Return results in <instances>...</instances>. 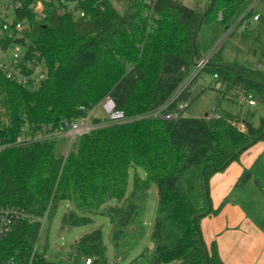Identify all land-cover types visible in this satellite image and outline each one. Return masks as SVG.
Segmentation results:
<instances>
[{
  "label": "trees",
  "instance_id": "obj_1",
  "mask_svg": "<svg viewBox=\"0 0 264 264\" xmlns=\"http://www.w3.org/2000/svg\"><path fill=\"white\" fill-rule=\"evenodd\" d=\"M74 1L85 16L60 11L64 6L56 2L62 0L44 1L43 17L30 8L32 0L16 10L18 19L30 23L28 56L37 53L44 59L47 76L31 87L7 78L0 68V137L10 143L0 150V205L25 212L0 238V264L11 258L19 264H86L88 258L89 264H107L100 228L76 239L66 261L37 250L40 219L47 212L51 220L62 202L67 203L62 229L91 223L89 214L105 215L115 256L125 257L145 233L152 183L159 191L154 245L152 253L143 251L138 259L145 258L146 264H226L217 243L201 237L202 217L227 203L224 198L213 206L210 179L264 139V115L258 125L250 110L243 116L181 113L177 119L109 123L76 137L65 154L58 151L59 139L18 138L43 126L56 129L66 118L80 119L106 96L129 117L161 106L200 58V24L216 20L228 30L244 0H201L195 7L183 0H157L151 18L145 15V0ZM254 12L251 8L240 22ZM260 49L255 65L236 61L234 66L219 51L212 55L208 65L220 84L219 99L251 96L256 105L264 104V41ZM189 93L190 87L182 97L188 100ZM92 117L102 121V116ZM131 168L134 182L128 193ZM251 177L245 168L239 183Z\"/></svg>",
  "mask_w": 264,
  "mask_h": 264
},
{
  "label": "rangeland",
  "instance_id": "obj_2",
  "mask_svg": "<svg viewBox=\"0 0 264 264\" xmlns=\"http://www.w3.org/2000/svg\"><path fill=\"white\" fill-rule=\"evenodd\" d=\"M199 2H201V0H185V3L191 7H195ZM13 3L14 0H0V9L13 15ZM251 8H255L254 14L243 22H240V19ZM256 14L260 16L259 20H255L254 16ZM230 28V34L228 37H225L229 29H224V26L216 20H206L201 25L198 32L200 58L195 63L196 68L199 61L210 53L214 55L218 51L225 62L231 65L238 66V64L235 63L236 61L242 64L255 65L260 58V46L264 41V0H244ZM258 35H260V39L256 41L255 38ZM195 66H193V68H195ZM198 68L201 71L190 87L188 97L189 105L185 110V115L190 117H204L215 111L223 116H243L246 111L250 110L255 114L253 117L255 124H259L260 117L264 115V104L257 103V105H248L245 101L231 99L229 97L219 99L218 96L220 92L218 88L220 84L216 78H214L210 65L207 64ZM91 113L92 116H104V112L100 105L95 106ZM262 144H264V139L259 140V142L252 147L258 149ZM71 146L72 142L69 138L63 137L58 141V151L60 153H67ZM257 158H259L257 163L252 169H249L252 175L253 173L255 174V179L250 181V185L258 191H262L264 190V148ZM136 171L139 175L146 177L143 168L137 167ZM134 173V168H131L128 193H130L133 188ZM257 181L259 182L257 183ZM236 197L238 200L242 201L244 205L251 208L247 203L249 202L246 200L247 197H241L238 193H234L232 198ZM158 198V186L152 183L146 199L144 216L145 233L136 246L125 257L117 258L115 256L113 245L109 239L110 220L105 215L89 214L93 220L91 223L62 229L61 218L67 206L66 202H62L52 219L47 220L42 226L40 239L36 248L38 251L44 252L49 259L66 261L70 256L73 249L72 244L76 239L86 232L100 228L104 233L105 242L107 244V264H146V259H138V256L146 250L148 254L152 253L154 244L151 233L156 218ZM261 212L264 211L261 210L260 214Z\"/></svg>",
  "mask_w": 264,
  "mask_h": 264
},
{
  "label": "built area",
  "instance_id": "obj_3",
  "mask_svg": "<svg viewBox=\"0 0 264 264\" xmlns=\"http://www.w3.org/2000/svg\"><path fill=\"white\" fill-rule=\"evenodd\" d=\"M24 1L25 0H14L13 15L0 9V68L3 70L7 78L23 85L37 87L46 78L47 67L44 59H39L37 53H32L28 56V46L26 45L28 39L26 32L30 29V23L27 19L20 20L16 16V10L23 7ZM44 1L52 0H32L30 3V8L37 13L38 17L45 16L43 10ZM145 2L147 5L145 15L151 18L155 13V4L157 0H145ZM56 3L63 4L64 7L60 8V11H71L77 16H85L86 14L85 10L80 7L79 2L77 1L62 0V2ZM254 18L255 20H259L260 16L256 14ZM230 32L231 28H229L225 37H228ZM22 38L24 41H22ZM211 57L212 53L197 63V68L195 66V68L187 74L170 100L146 113L129 117L123 110L117 108L116 102L111 96H106L99 103L104 112L102 121H94L90 111L88 115H85L80 119H64L61 125L56 129L47 130L46 127L43 126L42 129L37 132L25 133L18 138V142H21L22 140L60 139L63 137L69 138L72 142L76 137L87 134L92 130L109 123L125 122L147 117L177 119L181 113L185 114V110L189 105L188 100H185L182 97L183 94L189 89V87H191V84L199 75L201 70L198 67L207 65ZM240 101H245L249 105H256V101L251 96L241 97ZM173 103L174 106L172 107ZM210 116L220 117V114L214 111ZM9 145V142L2 140L0 137V150H4ZM24 216L25 212L20 208L0 205V238L6 236L11 231L15 222ZM40 220L44 225L47 221V212ZM90 262L91 259L88 258L86 264H89ZM7 264L19 263L14 258H11L8 260Z\"/></svg>",
  "mask_w": 264,
  "mask_h": 264
},
{
  "label": "crops",
  "instance_id": "obj_4",
  "mask_svg": "<svg viewBox=\"0 0 264 264\" xmlns=\"http://www.w3.org/2000/svg\"><path fill=\"white\" fill-rule=\"evenodd\" d=\"M263 148L264 144L258 149L251 147L210 179L213 206L217 207L224 198L227 203L218 213L202 217L200 226L206 243H217L226 264H264V212L260 214L264 211V190L258 191L250 185L254 173L245 183H239L244 169L253 168ZM234 193L247 197L251 208L237 197L232 198Z\"/></svg>",
  "mask_w": 264,
  "mask_h": 264
},
{
  "label": "water",
  "instance_id": "obj_5",
  "mask_svg": "<svg viewBox=\"0 0 264 264\" xmlns=\"http://www.w3.org/2000/svg\"><path fill=\"white\" fill-rule=\"evenodd\" d=\"M201 28V24H200V26H199V29ZM22 41H24V39L22 38ZM202 237V239H203V236H201ZM203 242V241H202ZM203 244H205L204 242H203ZM205 250H207V248L205 247Z\"/></svg>",
  "mask_w": 264,
  "mask_h": 264
}]
</instances>
